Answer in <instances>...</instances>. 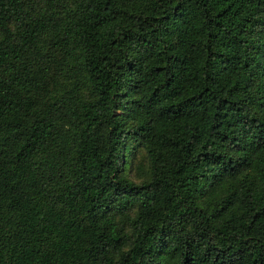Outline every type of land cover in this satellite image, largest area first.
Wrapping results in <instances>:
<instances>
[{
    "label": "trees",
    "instance_id": "trees-1",
    "mask_svg": "<svg viewBox=\"0 0 264 264\" xmlns=\"http://www.w3.org/2000/svg\"><path fill=\"white\" fill-rule=\"evenodd\" d=\"M0 264H264V0H0Z\"/></svg>",
    "mask_w": 264,
    "mask_h": 264
}]
</instances>
